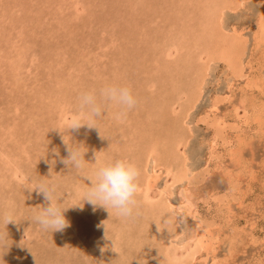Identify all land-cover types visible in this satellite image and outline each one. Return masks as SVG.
I'll list each match as a JSON object with an SVG mask.
<instances>
[{"label":"rangeland","instance_id":"1","mask_svg":"<svg viewBox=\"0 0 264 264\" xmlns=\"http://www.w3.org/2000/svg\"><path fill=\"white\" fill-rule=\"evenodd\" d=\"M106 83L137 106L108 108L103 137L71 130L89 163L70 169L60 131ZM116 159L140 171L133 220L85 201L84 177ZM34 179L56 184L63 231L31 223ZM2 212L17 223L0 225V264H264V0H0Z\"/></svg>","mask_w":264,"mask_h":264},{"label":"clouds","instance_id":"2","mask_svg":"<svg viewBox=\"0 0 264 264\" xmlns=\"http://www.w3.org/2000/svg\"><path fill=\"white\" fill-rule=\"evenodd\" d=\"M138 100L133 91L128 86L115 83H106L98 90L81 91L77 97V114L62 133V141L66 145L67 157L61 162L70 169L81 170L85 163V153L83 144L73 143L71 130H79L87 126L88 129H98L94 121L102 119L108 108L116 107L118 111L113 113V118L117 121L123 120L128 113L137 106ZM87 120V122H83ZM58 130V129H57ZM103 137V136H102ZM52 152L58 156L59 151L53 149ZM94 153L93 159L98 164L100 154ZM50 163L55 165V160ZM53 178V172L50 171ZM140 171L137 166L126 160L116 159L108 164L98 167L92 175L84 178L91 182L87 185L85 201L93 206L103 207L110 213L113 212L122 220H133L140 215L139 202L137 194L139 186ZM50 178V179H51ZM35 190L38 195H42L47 202L46 207H40V210L32 217L31 223H35L42 231L59 232L69 227L70 224L64 216L66 210L62 209L56 201L57 186L49 183L45 179H34ZM181 220L183 218L181 217ZM17 223L15 216L11 212L0 213V225L7 226L9 223ZM106 238L108 239V230L106 227ZM3 243V234L0 233V244ZM103 251V249H101ZM139 264H142L139 261Z\"/></svg>","mask_w":264,"mask_h":264},{"label":"bare ground","instance_id":"3","mask_svg":"<svg viewBox=\"0 0 264 264\" xmlns=\"http://www.w3.org/2000/svg\"><path fill=\"white\" fill-rule=\"evenodd\" d=\"M244 4H245V2H243L242 4H241V7L242 6H244ZM261 32V31H260ZM262 32H263V29H262ZM261 32V33H262ZM256 39H258L257 37H256ZM258 41V40H257ZM260 41V40H259ZM193 99V98H192ZM215 109V108H214ZM215 111V110H214ZM218 124V123H217ZM178 143V142H177ZM153 153V152H152ZM153 160V159H152ZM187 161V160H186ZM154 164V163H153ZM184 164H185V162H184ZM153 166V165H152ZM150 164H149V168H151L152 167ZM184 166V165H183ZM182 169V168H181ZM185 169H186V167H185ZM188 172H190L188 169H186ZM148 171H150V170H148ZM151 171H152V169H151ZM181 173V172H180ZM185 173V172H184ZM191 175H193V174H190L189 173V176H191ZM150 176V175H149ZM182 176V175H181ZM186 176V175H185ZM176 177H178V176H176ZM175 177V179H177ZM152 178H154L153 176H150V177H148V182H150L151 183V179ZM187 178V177H186ZM183 179V178H182ZM189 179V178H188ZM187 179V180H188ZM147 182V183H148ZM149 183V184H150ZM179 184V183H178ZM149 186V185H148ZM175 186V185H174ZM141 188V187H140ZM186 189H187V187H186ZM184 193V192H183ZM186 193H187V195H185V196H183V202H181L182 204H181V206H179L178 207V212L180 213V212H182L183 210H185L186 211V213L187 214H189V216H193V214H194V210H195V205H194V203L192 202V195L189 193V191L188 190H186ZM173 207V206H172ZM165 209V208H164ZM167 209V208H166ZM184 212V211H183ZM166 214V213H165ZM204 230V229H203ZM206 230H204V232H202V234L200 233L199 234V236H197V233H194L193 234V239L194 238H196V237H198L199 238V240H198V246L200 247V251L201 250H206L207 252L209 251V250H211V247H212V245L209 243V241L207 242L206 241ZM191 237V236H190ZM171 239H173V238H177V236L175 237V235H173V236H171L170 237ZM169 238V239H170ZM188 260H190V259H188ZM183 264H187V263H183Z\"/></svg>","mask_w":264,"mask_h":264}]
</instances>
